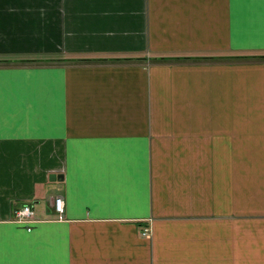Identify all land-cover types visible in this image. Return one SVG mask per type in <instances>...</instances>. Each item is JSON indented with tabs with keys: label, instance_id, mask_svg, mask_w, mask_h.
Returning <instances> with one entry per match:
<instances>
[{
	"label": "crops",
	"instance_id": "obj_1",
	"mask_svg": "<svg viewBox=\"0 0 264 264\" xmlns=\"http://www.w3.org/2000/svg\"><path fill=\"white\" fill-rule=\"evenodd\" d=\"M0 60V264H264V0H0Z\"/></svg>",
	"mask_w": 264,
	"mask_h": 264
},
{
	"label": "built area",
	"instance_id": "obj_2",
	"mask_svg": "<svg viewBox=\"0 0 264 264\" xmlns=\"http://www.w3.org/2000/svg\"><path fill=\"white\" fill-rule=\"evenodd\" d=\"M63 198L61 196H56L54 198L53 207L54 210L61 214L63 213ZM13 220L22 224H28L35 220L34 218V210L31 205H23L18 208H16L13 211ZM28 227L27 229H29Z\"/></svg>",
	"mask_w": 264,
	"mask_h": 264
},
{
	"label": "rangeland",
	"instance_id": "obj_3",
	"mask_svg": "<svg viewBox=\"0 0 264 264\" xmlns=\"http://www.w3.org/2000/svg\"><path fill=\"white\" fill-rule=\"evenodd\" d=\"M237 53H239V52H237ZM235 53H221V54H215V56H214V58H212L214 61H216V62H224V61H233V60H235V58H237V56H235L234 55ZM152 57H155L154 55H152V56H148V58H147V60L148 59H152ZM196 58H199V59H206V56H204V57H202V55L201 56H199V57H196ZM212 60V61H213ZM35 61H37V60H35ZM41 61V63L43 62H46V60H43V59H41L40 60ZM0 62H3V60H0ZM145 232H148V229L146 228L145 229V231H144V234H145Z\"/></svg>",
	"mask_w": 264,
	"mask_h": 264
}]
</instances>
